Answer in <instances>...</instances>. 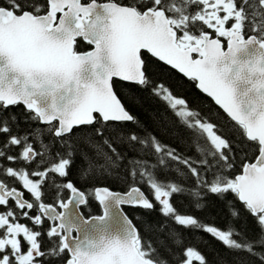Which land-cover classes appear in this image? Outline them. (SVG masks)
<instances>
[{
	"label": "snow or ice",
	"instance_id": "snow-or-ice-1",
	"mask_svg": "<svg viewBox=\"0 0 264 264\" xmlns=\"http://www.w3.org/2000/svg\"><path fill=\"white\" fill-rule=\"evenodd\" d=\"M198 232L264 264V0H0V264H211Z\"/></svg>",
	"mask_w": 264,
	"mask_h": 264
},
{
	"label": "trees",
	"instance_id": "trees-1",
	"mask_svg": "<svg viewBox=\"0 0 264 264\" xmlns=\"http://www.w3.org/2000/svg\"><path fill=\"white\" fill-rule=\"evenodd\" d=\"M175 79V77L173 78ZM121 94H126L127 90L126 89H121ZM195 90L190 89L186 86V82L184 83V85H182L180 88L177 89L178 94L179 93H184V94H188L189 98H192V93ZM141 103L142 106H137L136 108V114L138 115V117L144 121L149 129L151 130L153 128L151 121L148 119L147 116V112H156L159 113L160 111H163V105L157 101L155 98L153 97H149L147 94H144L141 97ZM179 131L181 132V134L183 135H187V133H185L184 129H179ZM168 142H172V141H168ZM110 187L113 190H119V191H123L124 190V186L120 183H111ZM181 203L186 206L187 205V201L186 200H181ZM92 207V214H99L100 213V209L98 204L93 203L91 205ZM82 212L85 215H88L87 209H81ZM125 211L126 213L129 215L130 218H132L133 220L136 219V216L138 214H141L139 210H134L132 208H128L125 207ZM207 213L210 214L212 217L215 218V221L217 224L223 226V224L226 222V216L225 213L223 211V205L220 201H216V200H212ZM159 217L155 214L151 215L148 217V220L150 222H154L156 220H158ZM239 227V225H238ZM251 224H249V228H251ZM188 235V241L192 244H195L199 250L201 252H203L209 259V261L211 262V264H216V261L218 258H222L224 260H226L228 262V264H235V260H236V255L233 253L228 252L221 244H219L218 242L214 241L209 235L204 234L202 232H198L195 234V237H193L192 234H186ZM201 238L204 241H207V243H197L199 240H201Z\"/></svg>",
	"mask_w": 264,
	"mask_h": 264
},
{
	"label": "water",
	"instance_id": "water-1",
	"mask_svg": "<svg viewBox=\"0 0 264 264\" xmlns=\"http://www.w3.org/2000/svg\"><path fill=\"white\" fill-rule=\"evenodd\" d=\"M82 211V210H81ZM124 211H125V209H124ZM126 212V211H125ZM99 214H102V212L100 211V213ZM99 214H96V215H99Z\"/></svg>",
	"mask_w": 264,
	"mask_h": 264
}]
</instances>
